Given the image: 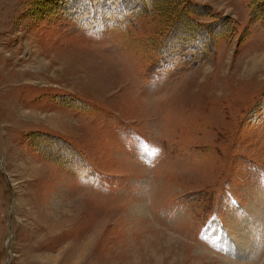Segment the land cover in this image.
Masks as SVG:
<instances>
[{"label":"rangeland","instance_id":"obj_1","mask_svg":"<svg viewBox=\"0 0 264 264\" xmlns=\"http://www.w3.org/2000/svg\"><path fill=\"white\" fill-rule=\"evenodd\" d=\"M169 1L0 0V264H264V0Z\"/></svg>","mask_w":264,"mask_h":264},{"label":"trees","instance_id":"obj_2","mask_svg":"<svg viewBox=\"0 0 264 264\" xmlns=\"http://www.w3.org/2000/svg\"><path fill=\"white\" fill-rule=\"evenodd\" d=\"M158 4L160 3H157L155 5V8ZM184 9H186L185 5L177 3L176 0H170L168 3H165V4L162 3L161 5H159V7H157V11L162 14L178 17L176 20V23L177 24L179 23L177 25V28L182 29V33L195 35L197 32H203L204 29L196 27L195 25H192L190 23L183 22V19H187L186 16H189V13L191 15V11L187 12V9L186 10ZM179 10L181 11L183 10V12H186L184 16L182 15L183 12H180Z\"/></svg>","mask_w":264,"mask_h":264}]
</instances>
